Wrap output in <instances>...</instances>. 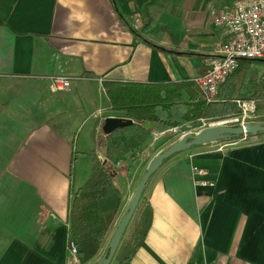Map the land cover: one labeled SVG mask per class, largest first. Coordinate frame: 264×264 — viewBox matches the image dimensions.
Segmentation results:
<instances>
[{
	"label": "crops",
	"instance_id": "crops-1",
	"mask_svg": "<svg viewBox=\"0 0 264 264\" xmlns=\"http://www.w3.org/2000/svg\"><path fill=\"white\" fill-rule=\"evenodd\" d=\"M236 1L0 0V264H64L73 155L88 164L77 190L105 119L125 118L102 83L195 81L226 39L209 12ZM57 76L69 91L50 90ZM257 138L164 161L143 191L150 226L130 264H264Z\"/></svg>",
	"mask_w": 264,
	"mask_h": 264
},
{
	"label": "trees",
	"instance_id": "trees-1",
	"mask_svg": "<svg viewBox=\"0 0 264 264\" xmlns=\"http://www.w3.org/2000/svg\"><path fill=\"white\" fill-rule=\"evenodd\" d=\"M255 62L240 61L238 69L221 84L217 100L209 104L198 100L200 91L195 81L157 84L104 81L102 88L111 109L124 112L125 119L131 120L133 125L105 135L102 132L103 123L97 147L109 150L110 143L118 140L128 148L140 146L153 137L152 128H144L146 123L178 128L197 121L215 122L236 115L238 110L230 99L231 93L248 90L252 65ZM261 86L264 90V78ZM261 86L250 91L258 112L264 111V91L260 89ZM182 91L189 96L188 101L183 100ZM242 137L231 136L228 139L238 140ZM73 176V168L70 166L71 198L67 215V242L73 244L78 264H86L98 255L113 224L117 203L114 204L115 195L109 189L115 173L110 163L100 161L93 153L90 176L77 190H73ZM149 226L150 210L147 215L140 217L130 241L119 245L114 258L115 264H130L132 257L143 244Z\"/></svg>",
	"mask_w": 264,
	"mask_h": 264
},
{
	"label": "built area",
	"instance_id": "built-area-1",
	"mask_svg": "<svg viewBox=\"0 0 264 264\" xmlns=\"http://www.w3.org/2000/svg\"><path fill=\"white\" fill-rule=\"evenodd\" d=\"M212 25L222 31L226 38L223 43L216 46L203 61V74L195 83L200 91V101L206 104L217 100L221 84L230 77L239 67L242 60H264V0H239L233 5L209 12ZM138 19L134 20V27ZM71 87V79L57 76L50 80L49 88L54 93H65ZM238 113L236 115L219 119L215 122L220 126L238 127L245 124L260 123V116L256 112V103L253 100L234 101ZM258 136H243L232 142L214 144L215 152L235 149L240 142L257 140ZM198 175H206L205 171H196ZM69 251L76 259V251L69 242Z\"/></svg>",
	"mask_w": 264,
	"mask_h": 264
},
{
	"label": "rangeland",
	"instance_id": "rangeland-1",
	"mask_svg": "<svg viewBox=\"0 0 264 264\" xmlns=\"http://www.w3.org/2000/svg\"><path fill=\"white\" fill-rule=\"evenodd\" d=\"M262 78H264V63L255 62L252 66L250 74V86L248 88L249 91H233L230 96L231 101L234 102L238 99L253 100L250 91L261 86ZM260 89H262V86ZM201 97L202 96L200 94L198 98L199 101ZM256 112L257 115L260 116V119L255 120L254 122H264V111L258 112L256 109ZM215 122L197 121L178 128H166L158 125L153 129L154 136L151 139H147L140 146L128 148L125 143H123L121 140H118L110 143L109 150L100 149L98 151V159L102 162L107 161V163H110V165L114 169L115 177L112 181L109 190L111 194L115 195L114 204L117 203V208L115 210L116 213L113 220V224L108 230L107 236L103 241V244L97 257L93 260V262H91V264H97L98 261L106 253L107 246L116 230V227L120 222L122 216L124 215L128 203L133 198L135 190L144 173L146 172L150 161L157 154L167 150L171 144H174L175 142L179 141L183 136L188 134L194 135L203 129L213 126ZM257 136H264V133ZM257 140H247L245 142H240V144L245 145L251 142H255ZM227 142H232V140L224 139L213 143L221 144ZM73 158L74 161L71 160V163H73V165H70L73 168V178H75V186L78 187L81 183L84 182L86 176L88 175V164L87 162H83L80 160L78 162V165L76 166L75 154L73 155ZM143 195L144 194L142 193L136 211L120 241V245L130 241L134 234L135 226L139 221L140 217L149 213V205ZM64 264H78L77 260L73 258L69 251V242L67 244V255ZM112 264H115L114 260Z\"/></svg>",
	"mask_w": 264,
	"mask_h": 264
},
{
	"label": "water",
	"instance_id": "water-1",
	"mask_svg": "<svg viewBox=\"0 0 264 264\" xmlns=\"http://www.w3.org/2000/svg\"><path fill=\"white\" fill-rule=\"evenodd\" d=\"M132 125L133 122L125 118H107L104 121L102 132L105 135H111L119 129H124ZM153 126V123L144 124L145 129H151L153 128ZM260 133H264V124L253 123L238 127H225L219 126L218 124H213V126L203 129L194 135L188 134L183 136L179 141L172 144L167 150L157 154L148 164L147 170L141 178L135 190L133 198L128 203L125 213L118 223L116 230L107 246L106 253L98 261L97 264H111L114 260L116 252L120 245V241L136 211L146 184L148 183L149 179L156 173V171H158V169L162 166L164 161H166L171 156L177 153L184 152L192 147L221 141L224 139H228L231 136L238 137L245 135H256Z\"/></svg>",
	"mask_w": 264,
	"mask_h": 264
},
{
	"label": "bare ground",
	"instance_id": "bare-ground-1",
	"mask_svg": "<svg viewBox=\"0 0 264 264\" xmlns=\"http://www.w3.org/2000/svg\"><path fill=\"white\" fill-rule=\"evenodd\" d=\"M220 126V125H219ZM257 135V134H256ZM247 136V135H246ZM252 136H254V135H252Z\"/></svg>",
	"mask_w": 264,
	"mask_h": 264
}]
</instances>
